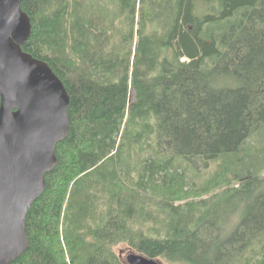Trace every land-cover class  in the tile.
<instances>
[{
	"label": "trees",
	"instance_id": "obj_1",
	"mask_svg": "<svg viewBox=\"0 0 264 264\" xmlns=\"http://www.w3.org/2000/svg\"><path fill=\"white\" fill-rule=\"evenodd\" d=\"M70 130L10 264H264V0H21Z\"/></svg>",
	"mask_w": 264,
	"mask_h": 264
},
{
	"label": "water",
	"instance_id": "obj_2",
	"mask_svg": "<svg viewBox=\"0 0 264 264\" xmlns=\"http://www.w3.org/2000/svg\"><path fill=\"white\" fill-rule=\"evenodd\" d=\"M21 0H0V264L29 247L25 217L70 130L69 96L44 61L22 49L31 22ZM127 264H162L128 249Z\"/></svg>",
	"mask_w": 264,
	"mask_h": 264
},
{
	"label": "rangeland",
	"instance_id": "obj_3",
	"mask_svg": "<svg viewBox=\"0 0 264 264\" xmlns=\"http://www.w3.org/2000/svg\"><path fill=\"white\" fill-rule=\"evenodd\" d=\"M115 249H116V251H117L118 253H120L122 256H124L125 252L128 250L127 247H126V245H124V244H118V245H116V246H115ZM160 261L162 262V264H171V263L166 262V261H164V260H162V259H161Z\"/></svg>",
	"mask_w": 264,
	"mask_h": 264
}]
</instances>
